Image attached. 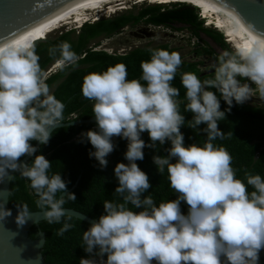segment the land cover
Masks as SVG:
<instances>
[{
  "label": "clouds",
  "instance_id": "obj_1",
  "mask_svg": "<svg viewBox=\"0 0 264 264\" xmlns=\"http://www.w3.org/2000/svg\"><path fill=\"white\" fill-rule=\"evenodd\" d=\"M150 52L137 79H128L122 63L84 77L82 93L94 101L96 127L82 132L80 142L92 145L89 156L103 170L119 137L127 141V162L114 167L117 199L104 200L103 212L83 232V250L96 260L82 258L80 264H261L264 175L245 171L238 178L232 155L215 141L226 138L219 124L232 107L264 99V36L220 53L211 78L179 73L190 119L181 112L180 89L173 85L181 55L163 48ZM48 54L61 68L78 62L68 41L51 46ZM39 59L32 41L0 44V182L14 173L30 181L44 219L62 224L58 235L63 236L74 227L66 198L77 196L61 173L50 174L51 161L39 146L65 121V104L51 92ZM185 126L202 133L204 143H186ZM158 144L167 146L164 155L156 151ZM145 148L154 150L157 172H167L174 199L157 204L145 195L152 188L138 164ZM18 206L17 222L23 225L32 213L26 204ZM10 214L0 207V219Z\"/></svg>",
  "mask_w": 264,
  "mask_h": 264
},
{
  "label": "trees",
  "instance_id": "obj_2",
  "mask_svg": "<svg viewBox=\"0 0 264 264\" xmlns=\"http://www.w3.org/2000/svg\"><path fill=\"white\" fill-rule=\"evenodd\" d=\"M173 5L171 9H166L162 4H150L138 13L130 9L115 17L86 23L80 30L77 40L72 35L73 30H70L61 33L53 41L39 43L36 50L40 58L41 69L44 72L54 60L48 54V49L51 46L62 41H68L77 56L84 50L86 51L85 56L78 60L77 65L61 68L46 79L50 88L53 84L59 83L53 94L65 104V121L63 123L95 119L92 111L94 101L85 98L82 93L84 77L87 74L103 72L110 66L122 63L127 68L128 79H137L142 73L141 62L151 58L150 49L163 48L169 51H177L176 48L163 44L156 47H137L126 54H112L104 50L87 48L92 39L100 36L112 37L120 33L125 27L139 24L144 20L150 24L169 26L177 30L183 29V27H177V24H184L200 40L203 39L202 34H206L223 50L234 51L225 41L221 32L204 27V21L200 20L196 5L192 6L194 4L190 5L189 3ZM206 46L208 52L216 54L209 43ZM83 64L89 66L77 68ZM199 65V62L183 61L173 81V85L180 89V96L178 97V100L182 102L180 109L187 119L191 118V114L184 112L185 89L181 84L179 73L190 71L196 73L202 80L211 78L213 72L205 74ZM62 78L64 80L60 82ZM221 107L222 109L227 108L226 103L222 101ZM73 115H77V117L73 118ZM219 126L224 131L226 138L218 139L215 143L226 148L232 155L233 167L237 170L238 178L243 179L245 171L264 175V107L252 106L247 103L235 105L230 112H227L226 118L220 122ZM95 127L96 123L59 127L54 131L50 142L39 147V151L51 161L50 174L61 173L69 181L68 189H71L70 192H75L77 196L75 201L66 198L65 207L79 210L92 218H98L103 212L104 200L117 199L114 189L118 181L114 176V167L118 162H127L124 158L127 141L115 137L116 148L108 157V167L103 170L98 167L95 158L89 156L92 145L80 142L81 133ZM182 131L185 133L186 143L203 144L205 141V136L198 131L186 126L182 128ZM143 138L148 140L147 133L143 135ZM166 147V145L158 144L156 151L164 155ZM153 154V149L145 148V158L138 161V164L148 172L152 184V188L145 195H152L158 204L161 201L174 199L176 194L170 187L167 172L163 175L157 172L156 166L152 162ZM29 184L30 181L20 176L19 173H15L11 184L9 204L11 210H20L18 205L26 204L31 212L41 211L35 203L37 197L30 189ZM182 208L185 212L187 211L186 205H182ZM71 222L74 227L65 232L63 236L58 235V229L62 227V224H49L46 220L41 221L39 226H33L30 229V236L35 240L39 238L40 231L46 234V243L42 253L47 263L80 264L82 258L96 260V257L85 253L82 246L83 232L89 227V224L73 216ZM261 264H264V251L261 252Z\"/></svg>",
  "mask_w": 264,
  "mask_h": 264
},
{
  "label": "water",
  "instance_id": "obj_3",
  "mask_svg": "<svg viewBox=\"0 0 264 264\" xmlns=\"http://www.w3.org/2000/svg\"><path fill=\"white\" fill-rule=\"evenodd\" d=\"M94 1L0 0V44L13 40L32 41L37 53L36 49L40 42L53 41L63 32L74 31L86 7ZM217 1L222 10L244 20L254 38L257 35L264 36V0ZM116 9L117 7L114 6L96 11L88 23L107 18ZM73 37L75 40L78 39V36ZM56 63L57 59H54L45 73L53 71ZM82 123L96 122L95 119L76 120L62 123L60 127ZM29 159L30 157H24L22 160ZM14 175L15 173L9 179L0 182V207L10 210L11 213L0 219V264H49L42 253L46 243V234L40 231L39 238L36 240L30 236V229L33 226H39L40 222L45 220L42 210L31 212V217L20 225L17 222L20 210L9 208ZM67 210L73 217L87 223L92 220V217L79 210L73 208H67Z\"/></svg>",
  "mask_w": 264,
  "mask_h": 264
},
{
  "label": "rangeland",
  "instance_id": "obj_4",
  "mask_svg": "<svg viewBox=\"0 0 264 264\" xmlns=\"http://www.w3.org/2000/svg\"><path fill=\"white\" fill-rule=\"evenodd\" d=\"M135 1L137 0H129L123 3L120 2L121 4L116 6L117 9L107 18L115 17L130 9L135 13H138L150 5L146 3V1L138 0V3ZM172 6L174 5L170 4L165 6V8L171 9ZM94 14L95 12H90L88 16H86V20H84L83 23L77 24L72 35L77 36L82 27L90 21ZM200 20L202 19L200 18ZM203 25L204 27L219 31L215 26H207L206 22H204ZM176 26L183 27V29L177 30L176 28H171L169 26H157L147 23L143 20L139 24L125 27L120 33L115 34L112 37L107 38L105 36H100L96 40V45H92H95L93 47L97 46L98 50H106L112 54H121L124 53L125 50L129 51L131 48L156 47L159 45L168 44L170 47L177 49L176 52L181 55L182 61L199 62V68L203 73L208 74L213 72V65L217 60V56H219V54L225 50L213 42V40L206 34H202L203 39L198 41L191 29L186 25L177 24ZM228 40L231 44L230 47L235 50L234 44L230 42V39ZM206 42L209 43L211 48L216 51V54H211L206 50ZM246 103L252 106L264 107V99L260 98H253Z\"/></svg>",
  "mask_w": 264,
  "mask_h": 264
},
{
  "label": "bare ground",
  "instance_id": "obj_5",
  "mask_svg": "<svg viewBox=\"0 0 264 264\" xmlns=\"http://www.w3.org/2000/svg\"><path fill=\"white\" fill-rule=\"evenodd\" d=\"M129 0H95L88 5L81 16L78 24H81L86 20V16L90 12H96L103 9L111 8L121 4L120 2H126ZM148 1L153 4L167 5L169 3H189L199 7L203 14L207 26H215L220 30L229 42L234 44V48L244 47L245 45L251 46L255 40L246 22L224 10L221 9L217 0H142ZM138 3V2H137ZM226 33V34H225ZM230 44V43H229ZM59 67V63H56L55 68Z\"/></svg>",
  "mask_w": 264,
  "mask_h": 264
},
{
  "label": "crops",
  "instance_id": "obj_6",
  "mask_svg": "<svg viewBox=\"0 0 264 264\" xmlns=\"http://www.w3.org/2000/svg\"><path fill=\"white\" fill-rule=\"evenodd\" d=\"M80 33V32H79ZM79 33H78V35H79ZM77 35V36H78ZM96 40H97V38H95V39H92L91 41H90V43L88 44V47L87 48H95V47H93V46H95L96 45ZM92 44H95V45H92ZM95 50H98L97 48L95 49ZM104 51H106V50H104ZM127 52H129V51H127L126 50V52H125V54L127 53ZM86 53V51L84 50L83 52H81V54L78 56V60L83 56V54H85ZM109 53V52H108ZM111 53V52H110ZM121 54H124V53H121ZM58 61V60H57ZM89 65H87V64H83V65H80V66H78L77 68H85V67H88ZM70 72V71H69ZM68 74V73H67ZM49 77V75H46V79ZM65 78V77H64ZM64 78H62L61 80H60V82L61 81H63L64 80ZM58 84L59 83H55V84H53L52 86H51V88H50V90H51V92L53 93L55 90H56V88H57V86H58Z\"/></svg>",
  "mask_w": 264,
  "mask_h": 264
},
{
  "label": "built area",
  "instance_id": "obj_7",
  "mask_svg": "<svg viewBox=\"0 0 264 264\" xmlns=\"http://www.w3.org/2000/svg\"><path fill=\"white\" fill-rule=\"evenodd\" d=\"M196 38H197V40L198 41H200V39L196 36ZM96 48H94V50H95ZM98 49V48H97ZM85 56V54H83V56L82 57H84ZM56 66V65H55ZM61 69V67L59 66L58 68H55L54 67V69H53V71H51V72H49V73H47L46 75H52V74H54V73H57L59 70ZM77 117V115H73V118H76Z\"/></svg>",
  "mask_w": 264,
  "mask_h": 264
},
{
  "label": "snow or ice",
  "instance_id": "obj_8",
  "mask_svg": "<svg viewBox=\"0 0 264 264\" xmlns=\"http://www.w3.org/2000/svg\"><path fill=\"white\" fill-rule=\"evenodd\" d=\"M248 46V45H245V47Z\"/></svg>",
  "mask_w": 264,
  "mask_h": 264
}]
</instances>
